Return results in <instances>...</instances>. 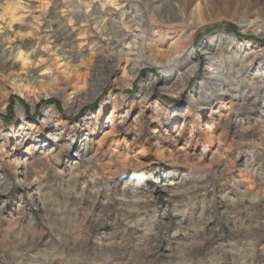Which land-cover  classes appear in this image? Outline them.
<instances>
[{
	"label": "rangeland",
	"instance_id": "rangeland-1",
	"mask_svg": "<svg viewBox=\"0 0 264 264\" xmlns=\"http://www.w3.org/2000/svg\"><path fill=\"white\" fill-rule=\"evenodd\" d=\"M0 264H264V0H0Z\"/></svg>",
	"mask_w": 264,
	"mask_h": 264
}]
</instances>
